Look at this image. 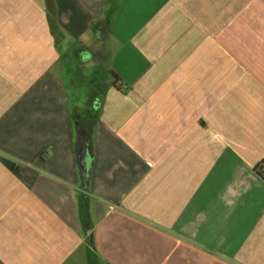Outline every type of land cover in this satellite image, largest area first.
<instances>
[{"label":"crops","instance_id":"0c3cea01","mask_svg":"<svg viewBox=\"0 0 264 264\" xmlns=\"http://www.w3.org/2000/svg\"><path fill=\"white\" fill-rule=\"evenodd\" d=\"M0 264H264V0H0Z\"/></svg>","mask_w":264,"mask_h":264},{"label":"water","instance_id":"95a60500","mask_svg":"<svg viewBox=\"0 0 264 264\" xmlns=\"http://www.w3.org/2000/svg\"><path fill=\"white\" fill-rule=\"evenodd\" d=\"M90 160H91V158H90V156H89V151H88V149L85 148V149L82 151V156H81V166H82V167L87 166V165L90 163Z\"/></svg>","mask_w":264,"mask_h":264},{"label":"rangeland","instance_id":"374dc122","mask_svg":"<svg viewBox=\"0 0 264 264\" xmlns=\"http://www.w3.org/2000/svg\"><path fill=\"white\" fill-rule=\"evenodd\" d=\"M92 64H95L94 61L92 62ZM92 64H91V65H92ZM91 65H90V73H87L88 75H92V74H93V70H94L93 68H94V67H93V65H92V66H91ZM97 74H98V73H97ZM100 74L102 75V72H100ZM100 74H99V75H100ZM85 78L88 79L87 76H86Z\"/></svg>","mask_w":264,"mask_h":264}]
</instances>
